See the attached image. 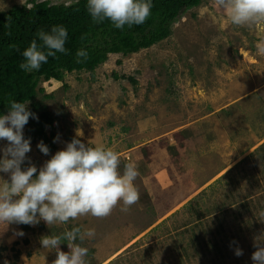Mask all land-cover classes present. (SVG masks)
I'll return each instance as SVG.
<instances>
[{"label":"rangeland","instance_id":"obj_1","mask_svg":"<svg viewBox=\"0 0 264 264\" xmlns=\"http://www.w3.org/2000/svg\"><path fill=\"white\" fill-rule=\"evenodd\" d=\"M26 1L5 0L6 9ZM261 36L264 21L233 25L214 0H202L153 45L109 54L93 75L41 81L51 97L36 99L54 118L45 130L55 149L45 156L30 137L31 162L39 168L73 137L102 144L118 152L120 171L137 163L140 197L102 218L9 224L0 231V264H52L56 253L41 237L74 226L95 229L82 245L88 264H252L254 239L264 236ZM59 247L68 251L66 242Z\"/></svg>","mask_w":264,"mask_h":264},{"label":"clouds","instance_id":"obj_2","mask_svg":"<svg viewBox=\"0 0 264 264\" xmlns=\"http://www.w3.org/2000/svg\"><path fill=\"white\" fill-rule=\"evenodd\" d=\"M79 0H67L70 7ZM152 0H86V10L94 23L105 20L123 30L125 26L143 24L151 14ZM214 7L226 12L228 21L237 26L264 21V0H214ZM7 8L0 0V12ZM67 29L53 25L48 31H37L35 37L21 52L23 60L19 68L30 73L38 71L49 57L66 53ZM39 40V43L37 42ZM256 54L264 56V36L255 45ZM77 62L87 58L88 52L80 48L75 53ZM53 80V79H52ZM38 119L28 108V101L12 100L6 113H0V231L9 224L35 225L41 220L47 226L67 224L69 220L91 215L106 217L122 202V211H127L139 200L140 194L134 181L139 175L135 161L127 163L120 171V156L105 145L90 146L77 137L66 142L45 160L39 168L26 155L31 151V138L24 135V126L29 118ZM39 151L47 156L48 146L37 143ZM28 161L25 166V162ZM16 235L22 236V230ZM95 237V229L82 230L72 227L58 235L41 237L40 244L46 251H54L52 264H88L89 249L84 240ZM67 243L68 251L60 245ZM255 250L251 253L252 264H264V236L254 239ZM236 256L242 249H234Z\"/></svg>","mask_w":264,"mask_h":264},{"label":"trees","instance_id":"obj_3","mask_svg":"<svg viewBox=\"0 0 264 264\" xmlns=\"http://www.w3.org/2000/svg\"><path fill=\"white\" fill-rule=\"evenodd\" d=\"M201 2L152 0L153 7L146 21L130 28L125 26L123 30L114 28L108 20L94 23L86 10V0H79L70 7H65L67 2L51 0H27L23 4L12 5L0 12V113H6L12 100L28 101V108L38 119L29 118L25 135L43 141L49 151L54 150V135L47 134L45 130L47 126L51 127L54 118L36 99L39 94L43 98L51 97L44 93L41 81L54 79L63 82L64 74L73 71L93 75L109 54L134 53L169 36L172 22ZM53 25H63L67 29V52L49 57L38 71H22L19 68L23 60L21 52L37 31H48ZM80 48L86 49L88 56L77 62L75 53ZM131 81L135 83L134 79Z\"/></svg>","mask_w":264,"mask_h":264}]
</instances>
